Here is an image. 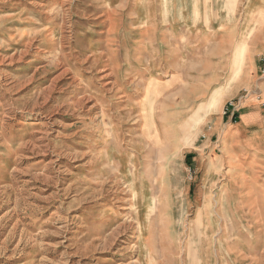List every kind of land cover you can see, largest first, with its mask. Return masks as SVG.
I'll list each match as a JSON object with an SVG mask.
<instances>
[{
	"label": "rangeland",
	"instance_id": "obj_1",
	"mask_svg": "<svg viewBox=\"0 0 264 264\" xmlns=\"http://www.w3.org/2000/svg\"><path fill=\"white\" fill-rule=\"evenodd\" d=\"M254 1L0 0V264H264V165L207 144Z\"/></svg>",
	"mask_w": 264,
	"mask_h": 264
},
{
	"label": "crops",
	"instance_id": "obj_2",
	"mask_svg": "<svg viewBox=\"0 0 264 264\" xmlns=\"http://www.w3.org/2000/svg\"><path fill=\"white\" fill-rule=\"evenodd\" d=\"M254 2L258 7L264 5L262 2L258 3V0ZM261 13L264 14V9L261 10ZM262 22L263 18L261 17L259 19V27L264 23ZM259 27L254 31L252 30L249 37L264 36L263 30L257 31ZM258 52L257 54L260 55L262 51L258 50ZM253 60L254 56L251 62H248L250 64L247 65L244 76L242 75V85L259 80L256 73L258 70L262 71L261 62L260 66H258V63L256 65L254 62L252 63ZM262 72V80L256 82L259 85L258 96L250 95L238 102H229L226 112H222L219 117L215 118L214 124L210 127L207 135V144L212 138H216L221 155L224 158H228L230 164L233 165L238 164L236 160L242 159L243 156L250 159L252 163L249 162V165H264V112L260 108V103L264 105V71ZM229 176H233L229 178L230 180H240V178L236 179L234 177L237 176L236 171L231 172ZM246 176L245 178L249 182L258 181L256 174H251L250 176L246 174Z\"/></svg>",
	"mask_w": 264,
	"mask_h": 264
},
{
	"label": "bare ground",
	"instance_id": "obj_3",
	"mask_svg": "<svg viewBox=\"0 0 264 264\" xmlns=\"http://www.w3.org/2000/svg\"><path fill=\"white\" fill-rule=\"evenodd\" d=\"M201 225H202L201 215H198L197 220H196V230L199 231V233H198V238H199V236L201 237V233H202L201 230H200V229H201ZM198 226H199L200 228H199ZM199 239H200V238H199ZM192 246H194V243L192 244ZM197 246H198V243H197ZM197 248H198V247H197ZM189 254L192 255V257H195V255L197 254L195 248L192 249V250L190 249V250H189Z\"/></svg>",
	"mask_w": 264,
	"mask_h": 264
},
{
	"label": "built area",
	"instance_id": "obj_4",
	"mask_svg": "<svg viewBox=\"0 0 264 264\" xmlns=\"http://www.w3.org/2000/svg\"><path fill=\"white\" fill-rule=\"evenodd\" d=\"M262 61H263L262 65H263V68H264V55L262 56Z\"/></svg>",
	"mask_w": 264,
	"mask_h": 264
}]
</instances>
